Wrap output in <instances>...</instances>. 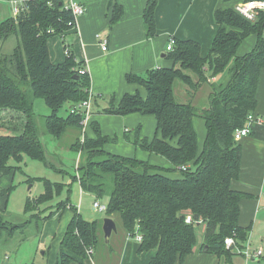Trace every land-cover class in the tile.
Masks as SVG:
<instances>
[{"label":"trees","instance_id":"1","mask_svg":"<svg viewBox=\"0 0 264 264\" xmlns=\"http://www.w3.org/2000/svg\"><path fill=\"white\" fill-rule=\"evenodd\" d=\"M223 1L235 3L232 8H220L214 13L217 33L206 57L202 56L199 42L174 39L172 50L166 49L169 67L149 70L143 76L128 74L127 83L138 87L137 91L124 94L117 104L112 96L109 107L99 110L107 115L154 117V139L138 138L134 144L165 159L168 168L108 152L106 146L118 138L103 134L96 121L91 123L93 135H89L91 119L85 124L84 114L70 111L66 118L59 116L65 104L74 108L90 101L92 107V100L97 106L102 98L92 95L90 76L79 73L84 68L82 62L72 55L62 64L51 59L49 40L71 30L69 24L74 21L63 0L31 2L27 11L0 23V124L12 123L14 113L25 119L21 134L0 135V180L18 169L9 165L10 160L21 163L27 156L48 164L34 113V100L43 99L52 111L44 122L46 133L60 139L69 129L81 132L70 149L81 155L82 163L74 178L82 191L102 198L110 188L107 218L116 222L118 217L129 239L135 240L137 233L142 235L138 252H155L149 264H185L197 252L199 225L206 227L200 250L215 254L220 262L231 263L236 255L226 248L225 239L234 236L243 245L253 227L241 226V204L248 195L233 187L242 172V150L240 142L235 141V132L246 126L249 115L261 116L257 113V95L264 71V12H258L255 21H248L235 11V6L252 0ZM158 2L149 0L144 10L149 38L157 34ZM121 16L122 10L115 8L111 23ZM253 35L257 36L255 48L246 55H237L243 42ZM12 37L18 39V44L11 54H5L1 49ZM226 70L229 81L213 84L212 80ZM177 81L193 95L208 84L212 90L208 108L199 113L192 103H179L175 95ZM6 112L11 113V119L1 116ZM196 117L204 119L207 129L202 148L198 144ZM173 173L178 176L173 177ZM63 187L47 181L46 192L37 202L27 201L26 211L47 203ZM11 189L0 190L1 198L6 199ZM70 205L66 200L48 217ZM70 208L74 214L55 264H88L94 256H89L88 251L93 249L95 254L100 244L103 222H88L77 208ZM5 209L0 204V244L11 241L24 227L7 222ZM189 215L192 223L186 222Z\"/></svg>","mask_w":264,"mask_h":264},{"label":"crops","instance_id":"2","mask_svg":"<svg viewBox=\"0 0 264 264\" xmlns=\"http://www.w3.org/2000/svg\"><path fill=\"white\" fill-rule=\"evenodd\" d=\"M11 1L0 0L2 4L0 23L13 17ZM77 1L83 4L87 11L78 19L77 27L67 31L62 36H55L49 40L51 59L55 64L64 63L67 58L64 51L67 47L75 60L82 62L84 68L89 70L92 95L94 97L108 95L109 100L115 96L116 104L124 94L135 93L138 89V87L127 83L126 76L128 74L143 76L149 70L170 66L166 60V49L171 39L199 42L202 48V56L206 57L217 33L214 13L220 8H232L235 3H224L223 0H159L155 13L157 34L155 37L149 38L143 18L149 0ZM115 8L122 10V16L115 24H112L111 19ZM98 34H104L108 37L109 48L107 52H104L100 47L97 40ZM256 44L257 36H250L240 46L237 55L248 54L255 48ZM1 51L4 53V48ZM216 81L217 78H214L212 83L214 84ZM211 92L212 90L207 93L208 96ZM257 97V113L264 118V71L261 73ZM109 104L110 101L108 106ZM99 110L100 108L93 110V116ZM10 114L9 112L1 113V116L9 117ZM97 115L101 123L96 119V116L94 119L99 122L103 134H105L104 130H107L104 123L108 124V130H112L110 128L112 125L110 116ZM116 121L118 128L124 127V136L132 133L136 135V132H131L129 128L133 127L132 125L135 126L133 128H137L140 123L143 124L145 118L139 114H131L120 116ZM128 138L132 140V138ZM240 145L242 150L241 177L246 185L240 181H234L233 187L248 195L241 204V226L252 225L249 238L254 246L263 248L258 245L256 238L258 240L264 235V231L260 229V227H264V126L254 125L253 134L243 138ZM149 161L152 163L151 159ZM160 163L165 164L158 165ZM152 164L165 167L168 163L160 158ZM127 240L129 239L126 236ZM203 241V238L198 241L197 252L192 254L185 264H210V260L206 258L208 256L200 250ZM135 242V249L129 246L130 243H127L129 249L125 248L123 255L126 250H133L136 256L139 255L140 244ZM151 252L152 255L146 264H149L155 254L154 251ZM263 257L260 259L252 258L249 263L264 264L262 262ZM237 259L241 260L240 264H245L244 258L237 257V255L234 256L231 263L222 262L221 264H235ZM217 264H219L218 261Z\"/></svg>","mask_w":264,"mask_h":264},{"label":"rangeland","instance_id":"3","mask_svg":"<svg viewBox=\"0 0 264 264\" xmlns=\"http://www.w3.org/2000/svg\"><path fill=\"white\" fill-rule=\"evenodd\" d=\"M1 5L2 4L0 3V8ZM17 44L18 39L12 37L4 45V53L11 54ZM229 79L230 73L226 70V72L217 76V81L215 83L219 85L225 84ZM210 90V86L205 85L198 93L193 95L189 92L188 87L182 82L177 81L175 85L177 101L182 104L192 103L195 107L199 108V113L208 108L209 96L207 93H209ZM109 99L108 95L102 96L98 101V106H96V104L94 106L92 100L91 111H95L98 108L103 110V108L108 106ZM72 106L73 105L69 103L65 104L59 111V116L64 118L68 117ZM34 113L36 115L39 138L45 147L48 164L42 161L32 160L27 156L21 163L10 160L9 165L18 169H15V172L12 175L6 176L4 179L0 180V190L12 188L6 199L1 198L0 196L1 206L6 207L4 214L5 220L11 224L24 226L11 241L6 243L2 242L0 244V264H55L62 238L74 214V211L70 206L77 208L79 214L86 221L91 223L103 222L104 225V221L107 218L106 212L96 211L94 204L95 202H99L101 205L107 206L110 199V188L104 197L97 198L90 193L83 192L79 182L74 178L77 175V167L80 166L82 160L80 159L81 155L72 151L70 147L77 141L78 137H81L80 130L69 129L62 138H54L46 133L44 129L45 119L52 114V111L46 106L43 99L37 98L34 100ZM97 114L110 116V122L112 124L110 125V128L112 130H108V124L104 123L105 129H107L106 131L104 130L105 135L110 136L111 138H118L115 143H110L106 146L108 152L145 161L151 159L152 163L161 158L160 156L151 154L134 144L138 138L140 140L147 139L149 141L154 139L156 136V120L154 117L144 116L145 121L143 124L140 123L137 126V128L140 127L139 130L133 128L135 127L134 125L129 128L131 132L135 131L136 135L135 133H132L125 137V133L123 132L124 127L118 128L116 126V119L120 116L107 115L103 114L101 111L99 113L98 111L95 114L97 120ZM93 115L94 113L92 112V116L90 117L91 122L88 129L89 135H93L91 132V123L93 121H99L94 119L95 116ZM13 116L15 118L12 120L13 122L11 121L12 123L0 124V135H19L22 133V123L25 120L24 117L21 115V118L20 114L17 113H14ZM8 118L11 119L10 116ZM195 128L198 134L199 148H202L207 135L206 124L203 118H195ZM137 132L139 133L138 136ZM133 136L134 138H132ZM128 137L132 138V140ZM163 160L167 162L165 159ZM163 164L160 163L158 165ZM167 165L168 164L161 168H168L169 166ZM171 175L177 177L178 173H173ZM47 181L56 184H63L64 187L61 190V193H55L54 197L47 203L38 206L35 205L36 207L34 209L26 211L27 201L37 202L39 197L46 192ZM237 181L246 185V182L242 177H239ZM66 200H69L71 204L67 209L59 212L53 217H48L52 213L57 212L58 206ZM38 215H40V218ZM45 217H48V219L44 220ZM116 224L117 231L112 233L109 243L105 239L103 230L101 231L100 244L95 250L92 259H89L90 261H88V264H146L147 261H149L148 258L152 255V252L139 253V255L136 256L135 253H133V250H126V253L123 255V250L128 248L127 243H130L129 246L133 249L136 248V240L129 239L126 235L130 240L126 241V236L123 233L122 224L118 217H116ZM257 228L259 229V226ZM260 229L264 231L263 226L260 227ZM205 230V225L196 226V234L199 240L204 238ZM256 241L258 245L263 247L262 249L264 251V235L258 240L256 238ZM250 247L252 250L261 248L254 246L252 242ZM205 254L208 256L206 258L210 260V264H217V261L219 264L222 263L215 254ZM235 261H237L235 264H240L241 262V260L238 259ZM262 262H264V257Z\"/></svg>","mask_w":264,"mask_h":264},{"label":"built area","instance_id":"4","mask_svg":"<svg viewBox=\"0 0 264 264\" xmlns=\"http://www.w3.org/2000/svg\"><path fill=\"white\" fill-rule=\"evenodd\" d=\"M35 1L38 0H12L11 3L13 6V16L18 17L21 13L27 11L29 9L31 2H35ZM63 1H64L65 9L72 14L74 21L71 22L69 26H71L72 29H74L75 27H77L78 19L83 15H85L87 9L83 4H81L77 0H63ZM235 11L239 15L247 19L248 21H255L257 17V13L264 12V0H252L249 2L239 3L235 6ZM97 40L102 50L104 52H107L109 48L108 37L104 34H98ZM174 44H175V40L171 39L167 49L169 51L172 50ZM64 53L66 57H70L71 55V51L67 47L65 48ZM79 73L81 75H89V70L87 68H82L79 71ZM90 107H91L90 101H86L85 103L72 108L71 113L72 114L80 113L86 115V120L84 122L86 124L90 118ZM84 109H85V113L83 111ZM254 125L264 126V118L261 116L249 115L246 126L236 130L235 141L240 142L243 138L251 135V133L253 132ZM181 169L186 170L187 168L183 167ZM94 207L96 211H100V212H106L107 210V206H103L99 202H95ZM186 222L187 223L193 222V218L191 215L187 216ZM135 240L139 243L142 242V235L140 233H137ZM250 244H251L250 238L247 241V243H244L243 245L238 244L234 236L225 239L226 248L233 251L235 255L244 258L245 264H250L249 261L252 258L260 259L264 255V251L262 248H259L257 250H252ZM88 254L89 256L92 257L94 255V250L90 249L88 251Z\"/></svg>","mask_w":264,"mask_h":264},{"label":"water","instance_id":"5","mask_svg":"<svg viewBox=\"0 0 264 264\" xmlns=\"http://www.w3.org/2000/svg\"><path fill=\"white\" fill-rule=\"evenodd\" d=\"M76 77L78 78V76H76ZM195 219L198 223L200 222V218L198 215L195 217ZM116 231H117L116 222L112 218H106L104 221V225H103V232H104L105 239L107 242L110 241L112 233L116 232Z\"/></svg>","mask_w":264,"mask_h":264}]
</instances>
